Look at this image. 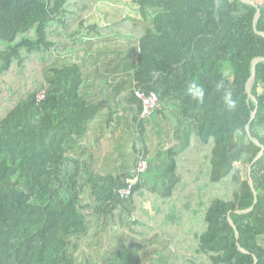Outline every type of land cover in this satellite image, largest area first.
<instances>
[{
	"label": "trees",
	"instance_id": "trees-1",
	"mask_svg": "<svg viewBox=\"0 0 264 264\" xmlns=\"http://www.w3.org/2000/svg\"><path fill=\"white\" fill-rule=\"evenodd\" d=\"M101 1L0 0V264H264V154L258 201L236 212L255 201L248 123L264 145V61L252 121L246 91L264 56L257 8L132 0L91 22ZM136 87L159 98L149 116Z\"/></svg>",
	"mask_w": 264,
	"mask_h": 264
},
{
	"label": "water",
	"instance_id": "water-1",
	"mask_svg": "<svg viewBox=\"0 0 264 264\" xmlns=\"http://www.w3.org/2000/svg\"><path fill=\"white\" fill-rule=\"evenodd\" d=\"M241 1L246 2V3H249V4H252V5H254L257 8V12L255 14L254 21H253V26H254L255 31L257 33L264 35V31H260V30L257 29V22H258L261 14H262L261 8L258 5V3L255 0H241ZM261 61H264V56H256L252 60L251 76H250V78L248 79V81L246 83V91H247L249 97L251 99H253L255 101V103H256V108L251 113V120L250 121H252L256 117L257 112H258V99L252 93V88H253L254 82H255L256 77H257V66H258V64ZM246 130H247V133H248L250 139L254 143H256L258 146H260L261 147V150L259 151V153L256 155V157L253 159V161L251 162V164L248 167L249 184L252 187V190H253V193H254V197H255L254 204L251 207L247 208V209H239V210H236L237 213H247V212L251 211L252 209H254L255 203L258 201V193H257V190L255 188L254 180H253V177H252V167H253L254 163H256L262 157V155L264 154V145L260 142V140L258 138L254 137L252 135L251 128H250V123H248L246 125ZM228 220H229L230 224L233 226V228L235 229L238 249L241 252H243V253L250 254L251 252L248 249H246L245 247H243L242 244L239 241L240 232L237 229L236 223L234 222V220H233V218L231 216V211L228 214ZM254 261H255V264L258 261V258H257L256 255H254Z\"/></svg>",
	"mask_w": 264,
	"mask_h": 264
},
{
	"label": "built area",
	"instance_id": "built-area-1",
	"mask_svg": "<svg viewBox=\"0 0 264 264\" xmlns=\"http://www.w3.org/2000/svg\"><path fill=\"white\" fill-rule=\"evenodd\" d=\"M135 92L143 100L142 101L143 102V112H142L143 116H149L153 112V110L159 107L160 105L159 98L155 92L152 91L150 93H146L137 87L135 88ZM44 98H45L44 93L39 94L40 100ZM138 159L139 160L137 163L136 170H137V174H140L142 171H144L147 168L148 163L146 159H144L143 157H139ZM132 183H130L129 187L120 190V194L122 196H128L131 193Z\"/></svg>",
	"mask_w": 264,
	"mask_h": 264
},
{
	"label": "rangeland",
	"instance_id": "rangeland-1",
	"mask_svg": "<svg viewBox=\"0 0 264 264\" xmlns=\"http://www.w3.org/2000/svg\"><path fill=\"white\" fill-rule=\"evenodd\" d=\"M100 3V2H99ZM98 3V4H99ZM132 0H102L101 3L95 8V14H92V20L94 17L110 19V21L120 19L123 14H126L131 7Z\"/></svg>",
	"mask_w": 264,
	"mask_h": 264
},
{
	"label": "clouds",
	"instance_id": "clouds-1",
	"mask_svg": "<svg viewBox=\"0 0 264 264\" xmlns=\"http://www.w3.org/2000/svg\"><path fill=\"white\" fill-rule=\"evenodd\" d=\"M215 87L218 91L221 89H225L224 82L222 80L218 81ZM188 94L194 101H196L199 104H203L205 101L206 90L203 87V85L192 83L191 85H189ZM223 102L226 108L235 107V102L232 99V94L230 91L227 90L224 91Z\"/></svg>",
	"mask_w": 264,
	"mask_h": 264
},
{
	"label": "crops",
	"instance_id": "crops-1",
	"mask_svg": "<svg viewBox=\"0 0 264 264\" xmlns=\"http://www.w3.org/2000/svg\"><path fill=\"white\" fill-rule=\"evenodd\" d=\"M260 3L262 2V0H258ZM97 10V8H96ZM96 11H94L92 14H95ZM91 22H97V23H100V24H105V23H109L110 22V19H105L103 20L102 18L99 17H94L93 20H92V15H91V18H90ZM113 20V19H112ZM125 96V93H121L120 95H117L116 96V99L118 100V102L122 101L123 100V97ZM112 101L114 102V99L111 98Z\"/></svg>",
	"mask_w": 264,
	"mask_h": 264
}]
</instances>
